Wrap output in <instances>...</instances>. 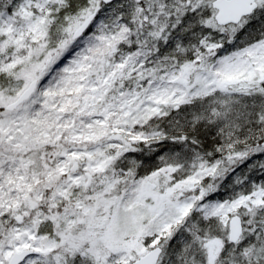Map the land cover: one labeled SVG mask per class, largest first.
<instances>
[{"label": "snow or ice", "instance_id": "snow-or-ice-1", "mask_svg": "<svg viewBox=\"0 0 264 264\" xmlns=\"http://www.w3.org/2000/svg\"><path fill=\"white\" fill-rule=\"evenodd\" d=\"M0 264H264V0H0Z\"/></svg>", "mask_w": 264, "mask_h": 264}]
</instances>
